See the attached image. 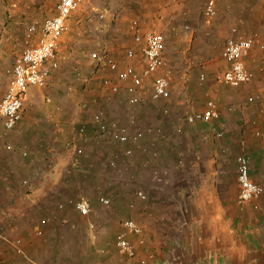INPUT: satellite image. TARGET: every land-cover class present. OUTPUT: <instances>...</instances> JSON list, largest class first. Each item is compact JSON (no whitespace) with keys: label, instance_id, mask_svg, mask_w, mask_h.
Here are the masks:
<instances>
[{"label":"crops","instance_id":"crops-1","mask_svg":"<svg viewBox=\"0 0 264 264\" xmlns=\"http://www.w3.org/2000/svg\"><path fill=\"white\" fill-rule=\"evenodd\" d=\"M27 1L13 8L11 22L17 28L0 43V97L12 63L8 58L22 49L26 25L56 12V3L44 13L46 0ZM253 1L264 2L214 0L215 14L206 16L207 0H83L75 21L66 20L59 39L66 58L48 85L28 87L13 129L0 123V264H264V9ZM132 20L142 32H164L163 64L155 76H169L170 96L153 100L152 87L148 92L139 88L141 103L128 114L135 120L132 129L143 137L123 144L132 147V154L122 149L115 159L105 145L112 140L92 134L90 113L100 111L126 123L130 117L123 108L130 104L124 83L111 95L83 94L71 76L74 66L82 64L81 46L89 42L96 47L94 37L101 29L110 31L109 50L120 66L131 63L140 71L138 58L120 59L127 47H138ZM231 37L252 38L242 59L253 78L237 87L215 80L228 67L221 50ZM98 49L87 51L91 67ZM153 75L142 82L150 83ZM209 98L218 116L187 123L185 115L202 109ZM84 100L88 107H79ZM163 107L168 108L165 114ZM82 123L87 132L77 134L75 127ZM218 130L220 137L214 133ZM70 137L82 154L67 146ZM237 153L248 156L250 177L263 187L257 200L244 205L238 204ZM112 159L117 168L110 171ZM138 190L145 198L136 196ZM90 191L95 194L90 213L81 215L73 201ZM100 196L108 197L109 204L100 203ZM42 217L46 222L36 234ZM128 218L142 228L140 235L128 234L135 244L132 256L115 246ZM17 239L19 251L13 244Z\"/></svg>","mask_w":264,"mask_h":264},{"label":"built area","instance_id":"built-area-1","mask_svg":"<svg viewBox=\"0 0 264 264\" xmlns=\"http://www.w3.org/2000/svg\"><path fill=\"white\" fill-rule=\"evenodd\" d=\"M18 1V0H15ZM83 0H58L56 12L42 19L34 18L28 22L23 34V47L14 57L12 63L7 68L8 76L6 88L0 97V123L5 130L13 129L19 122L22 115L24 95L29 86L44 87L48 84L50 75L54 69L59 67V61L65 59V54L59 52V39L67 25L69 14L76 9ZM203 14L212 16L215 14L214 0H207L203 8ZM133 42L137 48L129 46L125 49L126 59L138 58L142 62L140 71L131 63L120 66L119 62L112 54L103 49L92 53V70L88 79L94 80L98 85L110 93H117L120 83L123 82L127 93V102L130 105L140 101L139 88L145 76L155 74L163 64L162 50L165 43V35L162 31L149 30L142 32L136 20H132ZM252 45V38H228L221 50V56L228 62V67L215 75V80L222 84L237 87L249 82L253 78V72L248 69L243 62V52ZM204 75L200 74V79ZM70 89V88H69ZM170 96V78L168 75H156L152 81L151 98L153 100H164ZM163 113L168 112L167 107L162 108ZM218 116L216 103L213 99H207L205 105L200 110H193L184 117L189 124L195 122H208ZM91 120L94 129L99 136L106 137L121 144L137 143L143 137L141 130H133L134 118L130 117L126 123H121L115 119H107L102 112L92 114ZM87 125L79 124L75 127L77 134H84ZM180 128H177L179 131ZM216 136H222V131L214 132ZM68 147H73L77 154H82V147L74 144L72 140L67 143ZM7 149L15 150L12 144L6 145ZM132 147L126 145L123 148L125 155L132 154ZM22 157L27 156L25 150H19ZM237 181L239 185L238 204L244 205L257 200L263 192L261 184L253 181L249 174V158L244 153H237L235 156ZM114 159L109 160L108 166H115ZM22 183L27 189L31 185L28 178H24ZM136 196L145 198V194L136 191ZM99 202L108 205L110 199L100 196ZM62 204H59L61 207ZM74 207L81 215H88L91 210V200L88 197H80L73 201ZM46 222V218L39 219V226L35 228L36 234H41V224ZM142 228L137 221L132 218L123 221V229L115 236V246L121 253L134 255L135 244L128 237L129 233L140 235ZM142 242V239H139ZM18 250L19 240L13 242Z\"/></svg>","mask_w":264,"mask_h":264},{"label":"rangeland","instance_id":"rangeland-1","mask_svg":"<svg viewBox=\"0 0 264 264\" xmlns=\"http://www.w3.org/2000/svg\"><path fill=\"white\" fill-rule=\"evenodd\" d=\"M19 2H13L12 0H0V43L3 42V37L4 36H9L11 33H13L16 28H17V25L18 24H13L11 21L13 19V13H12V10L13 8H17L18 6H23L24 4H26L28 1L27 0H18ZM58 0H46L45 1V4L43 6V10H44V13H47L49 11H52L53 10V7L55 5V3H57ZM81 5V4H80ZM79 5V6H80ZM251 5H254V7L256 8H261V9H264V2H255L253 1V3H251ZM78 6V7H79ZM77 7V8H78ZM76 9H74L70 14H69V20H72V21H75V12H76ZM99 19V18H98ZM68 21V20H67ZM99 21H104L103 18L101 20V18L99 19ZM106 22V21H105ZM107 23V22H106ZM108 24V23H107ZM87 25L91 26L90 23H87ZM107 28H110L111 26H106ZM149 31V30H148ZM158 31V30H156ZM109 32L108 29L104 32L102 29H101V32L97 31V34H96V37L95 40L98 42V45L96 47L92 46L89 42H86L84 45L81 46L82 50L84 51V53L82 54V56L80 57L81 60H82V64H78L79 66H74L73 68V71H72V76H71V79H73V82H79L80 83V86L78 87V89L83 93H88V92H94L96 91L98 94L100 93H105V94H113V93H110V92H107L106 90L102 89L99 85H93L91 83H89V85L87 84V81L90 74H91V70H92V67L91 65L89 66V64L86 63V55H87V51L90 49L91 50H95V49H98L99 51L103 50V49H106L110 52L109 48V44H108V40L110 38V35H109ZM164 33V32H163ZM165 35V34H164ZM96 43V42H95ZM5 44V43H4ZM81 44V43H80ZM79 44V45H80ZM22 46H23V43H22ZM123 47H120V49H122ZM125 51V50H124ZM89 52V51H88ZM125 59V52H124V57L123 55L120 57V59ZM11 62L13 61L14 59V56L12 58H8ZM138 60V61H137ZM136 62H139L140 60L137 59ZM156 74V73H155ZM155 74L153 76H155ZM82 76H85V77H82ZM80 77V80H78V78ZM86 79V80H84ZM91 82H93L91 79H89ZM152 81L153 79H151L150 83H143L141 85V90L143 91H150L151 87H152ZM202 80H198L199 83H201ZM204 82V81H203ZM123 82L120 83V86ZM68 84H70V87H74L72 85V82H69ZM48 85V84H47ZM45 85V86H47ZM67 85V84H65ZM64 85V86H65ZM76 87V88H77ZM64 88V87H63ZM94 90V91H93ZM141 103V101L137 104H133V105H139ZM127 104V103H126ZM125 104V107L123 108V112L127 115H129L130 117V114L129 111L131 110L130 108L133 107V105H130L129 107ZM89 105V102L87 101H82L81 103H79V107L80 106H83L84 108L88 107ZM129 105V104H128ZM94 114V113H92ZM92 114L90 113V115L92 116ZM165 114V113H164ZM86 124V123H85ZM78 125V124H77ZM76 125V126H77ZM87 132V131H86ZM85 132V133H86ZM7 134V133H6ZM92 134L95 136L97 133L95 132L94 129H92ZM3 136H6V135H3ZM100 137V136H99ZM103 137V136H101ZM103 138H106V137H103ZM70 140H72V138L70 137ZM105 145H109V147L107 148L110 152H112V156L113 155H118V156H122V149H123V144L121 143H118L116 141H110V142H107L105 141ZM133 150V149H132ZM236 153V152H235ZM113 158L116 159L115 156H113ZM116 161V160H115ZM107 167H109L107 165ZM110 168V171L111 169L114 170L117 168V162L115 163V166L113 167H109ZM97 190H95L96 192ZM94 196L95 194H92L91 191L90 193L88 194V197L90 198V200L94 199Z\"/></svg>","mask_w":264,"mask_h":264}]
</instances>
